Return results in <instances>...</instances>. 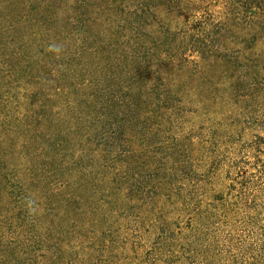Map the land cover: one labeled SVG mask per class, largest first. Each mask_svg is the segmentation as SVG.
I'll return each instance as SVG.
<instances>
[{
    "label": "trees",
    "instance_id": "16d2710c",
    "mask_svg": "<svg viewBox=\"0 0 264 264\" xmlns=\"http://www.w3.org/2000/svg\"><path fill=\"white\" fill-rule=\"evenodd\" d=\"M261 42L264 0H0V264H103L188 63Z\"/></svg>",
    "mask_w": 264,
    "mask_h": 264
},
{
    "label": "rangeland",
    "instance_id": "374dc122",
    "mask_svg": "<svg viewBox=\"0 0 264 264\" xmlns=\"http://www.w3.org/2000/svg\"><path fill=\"white\" fill-rule=\"evenodd\" d=\"M233 57L188 63L163 186L112 222L103 264H264V42Z\"/></svg>",
    "mask_w": 264,
    "mask_h": 264
},
{
    "label": "clouds",
    "instance_id": "9594fccd",
    "mask_svg": "<svg viewBox=\"0 0 264 264\" xmlns=\"http://www.w3.org/2000/svg\"><path fill=\"white\" fill-rule=\"evenodd\" d=\"M52 47H54V50H55V51H57V52L60 51V48H59V47H55V46H52Z\"/></svg>",
    "mask_w": 264,
    "mask_h": 264
}]
</instances>
